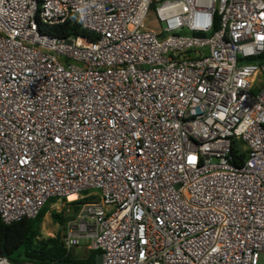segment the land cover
<instances>
[{"label":"built area","instance_id":"2783aa9c","mask_svg":"<svg viewBox=\"0 0 264 264\" xmlns=\"http://www.w3.org/2000/svg\"><path fill=\"white\" fill-rule=\"evenodd\" d=\"M52 196L78 264H264V0H0V218Z\"/></svg>","mask_w":264,"mask_h":264},{"label":"trees","instance_id":"16d2710c","mask_svg":"<svg viewBox=\"0 0 264 264\" xmlns=\"http://www.w3.org/2000/svg\"><path fill=\"white\" fill-rule=\"evenodd\" d=\"M37 29L49 35L64 36L79 34L83 37L93 38L95 35L80 26L79 21L68 15L62 22L48 24L42 22L35 12ZM243 152L236 155V162H241ZM88 197L76 198L69 201L71 211L66 214L63 208L51 209L53 221L60 226L64 220L72 215L78 203ZM62 199H64L62 197ZM55 200L49 197L33 217L22 216L10 222H3L0 218V255H3L14 264H78L80 262H93L98 249H86L85 254L78 256L72 250H66L60 240V230L52 235L42 236L40 222L47 209V204Z\"/></svg>","mask_w":264,"mask_h":264},{"label":"rangeland","instance_id":"374dc122","mask_svg":"<svg viewBox=\"0 0 264 264\" xmlns=\"http://www.w3.org/2000/svg\"><path fill=\"white\" fill-rule=\"evenodd\" d=\"M176 32H178V33H189L186 29L177 30ZM61 208H63L65 210L64 212L66 214H69L71 211L70 206L68 207L67 210L65 209V204L63 203L62 199L57 198L53 201L48 202L47 209H46L45 213L43 214L41 222H40V232H41L42 236L52 235L55 233L56 230L62 231V226H60L57 222L53 221L51 218V215H50L51 209L58 210ZM72 251L75 254H77L78 256H81V255L85 254L86 249H84L81 246H76V247L72 248Z\"/></svg>","mask_w":264,"mask_h":264},{"label":"bare ground","instance_id":"6f19581e","mask_svg":"<svg viewBox=\"0 0 264 264\" xmlns=\"http://www.w3.org/2000/svg\"><path fill=\"white\" fill-rule=\"evenodd\" d=\"M72 197H74V194H70V195H69V198H72Z\"/></svg>","mask_w":264,"mask_h":264}]
</instances>
